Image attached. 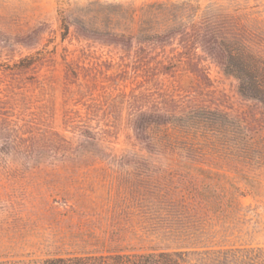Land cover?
<instances>
[{"label":"rangeland","instance_id":"obj_1","mask_svg":"<svg viewBox=\"0 0 264 264\" xmlns=\"http://www.w3.org/2000/svg\"><path fill=\"white\" fill-rule=\"evenodd\" d=\"M153 1L0 0V264L264 257V38L137 41Z\"/></svg>","mask_w":264,"mask_h":264},{"label":"trees","instance_id":"obj_2","mask_svg":"<svg viewBox=\"0 0 264 264\" xmlns=\"http://www.w3.org/2000/svg\"><path fill=\"white\" fill-rule=\"evenodd\" d=\"M117 6L119 9L123 8L121 4ZM125 13L128 16V11ZM135 13L134 7L129 9L131 18ZM172 29L180 34L189 32L195 34L203 31L204 34H209L215 42H219L220 38V41H227L234 47L229 50L236 52L237 56L241 54L242 61L250 66H259L261 53L258 42L260 45L264 38V20L245 7L234 4L231 6L214 4L211 0H180L169 5L157 1L149 2L144 5L135 37L137 41L151 42L157 39L160 33ZM218 55L222 63L225 64L228 61L229 55L226 51ZM201 233L205 231L202 230ZM226 245L220 240L201 246H206L207 250H214L217 253L216 258L213 259L214 264H264V257L261 253L247 250L246 254L237 256L234 251H238V248Z\"/></svg>","mask_w":264,"mask_h":264}]
</instances>
